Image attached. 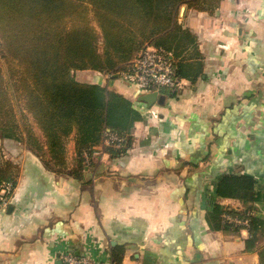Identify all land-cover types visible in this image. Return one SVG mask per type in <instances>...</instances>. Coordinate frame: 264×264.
I'll use <instances>...</instances> for the list:
<instances>
[{
    "label": "crops",
    "instance_id": "crops-1",
    "mask_svg": "<svg viewBox=\"0 0 264 264\" xmlns=\"http://www.w3.org/2000/svg\"><path fill=\"white\" fill-rule=\"evenodd\" d=\"M186 26L207 77L183 80L163 104L141 100L121 77L94 72L85 81L122 93L143 114L126 154L100 147L78 179L5 139L19 175L0 211V264H64L67 254L112 264L117 244L126 247L122 264H260L245 250L247 229L240 237L211 231L206 213L224 173L253 174L264 188V0H223L213 14H190ZM35 132L43 140L36 124ZM74 156L72 136L70 166Z\"/></svg>",
    "mask_w": 264,
    "mask_h": 264
},
{
    "label": "trees",
    "instance_id": "trees-1",
    "mask_svg": "<svg viewBox=\"0 0 264 264\" xmlns=\"http://www.w3.org/2000/svg\"><path fill=\"white\" fill-rule=\"evenodd\" d=\"M221 2L0 0L1 53L24 105L20 117L0 60V138L23 142L48 168L78 179L100 147L112 157L126 154L134 142L135 124L143 114L122 93L97 82L78 81L72 73L95 70L113 76L130 72L142 49L155 45L174 54L175 79L195 85L207 77L205 58L197 35L179 21L180 6L213 12ZM90 13L103 34L104 58L98 53L99 36ZM179 90L169 88L162 93L175 97ZM29 115L42 131L43 140L30 124ZM112 134L122 139L119 146L104 145ZM72 136L75 156L70 166L68 143ZM18 168L12 161L1 165L0 183L16 184ZM228 198L239 200L243 208L224 204ZM206 221L211 231L231 237H240L247 229L245 250L258 252L260 264H264V244H260L264 241V188H259L253 174H222ZM125 251L124 244L115 245L112 264H122Z\"/></svg>",
    "mask_w": 264,
    "mask_h": 264
},
{
    "label": "built area",
    "instance_id": "built-area-1",
    "mask_svg": "<svg viewBox=\"0 0 264 264\" xmlns=\"http://www.w3.org/2000/svg\"><path fill=\"white\" fill-rule=\"evenodd\" d=\"M174 74V54L164 48L147 45L133 61L132 70L120 73V77L135 86L143 94L152 92L163 94V89L180 87L183 80L175 79ZM121 142L122 139L120 137L112 134L109 135L104 145L115 144L119 146ZM14 190L15 184L13 182L2 181L0 183V211L10 206ZM229 219L238 223L242 222L232 217H229ZM244 223H247V221H244ZM63 261L64 264H81V260L74 254L65 255Z\"/></svg>",
    "mask_w": 264,
    "mask_h": 264
},
{
    "label": "rangeland",
    "instance_id": "rangeland-1",
    "mask_svg": "<svg viewBox=\"0 0 264 264\" xmlns=\"http://www.w3.org/2000/svg\"><path fill=\"white\" fill-rule=\"evenodd\" d=\"M183 7H184V10H182ZM216 10H214L213 12H208V13L209 14H213V13H215ZM194 12L197 13V12H206V11H197V10H194V9H189L187 7V5H185V4L181 5L180 6V11H179V21L185 26L188 25L189 15L190 14L192 15ZM90 18H91L93 26L96 28V30L98 32V36H99L98 53L101 54L102 57L104 58L106 53H105V44H104L102 31H101L99 25L97 24V22L94 20L93 13H90ZM1 51H2V47H1V44H0V60H1V63H2L3 69H4V73L6 75L8 90L10 92V96H11L12 103H13V106L15 108V111L17 112L18 116L21 117V115L23 114L22 113L23 109H24L23 101L19 97V95L15 92V90H14V87H13V84H12V81H11L9 68H8L7 63L3 59ZM94 72L105 74V73L98 72V71H95V70H78V71H74L72 74H74V77L78 81H81V82L84 81L85 82V81H90V78H91V76H92V74ZM165 90L166 89H163L162 91L164 92ZM28 117H29L30 124L35 128V123H34L32 117L30 115ZM4 142H5V139H1L0 138V147H1L0 148L1 149V152H0V166L3 165L6 161L7 162L11 161L9 159L10 157L9 158L7 157V153H6V150H5ZM98 151H99V149H98ZM69 155H70V153H69ZM70 156H72V155H70ZM73 162H74V158L72 160V164H73ZM12 163H14V162H12ZM83 174H84V170L82 172V177H83ZM15 186H16V184H15ZM260 244H264V241H262Z\"/></svg>",
    "mask_w": 264,
    "mask_h": 264
},
{
    "label": "water",
    "instance_id": "water-1",
    "mask_svg": "<svg viewBox=\"0 0 264 264\" xmlns=\"http://www.w3.org/2000/svg\"><path fill=\"white\" fill-rule=\"evenodd\" d=\"M182 10H184V7L182 8ZM113 76L120 77V73L114 74ZM140 99L152 105L156 102L163 104L166 98L163 94H159L158 92H152V93L142 95Z\"/></svg>",
    "mask_w": 264,
    "mask_h": 264
}]
</instances>
